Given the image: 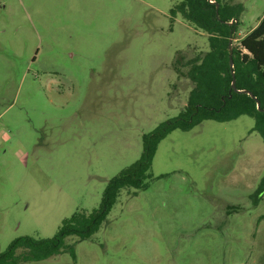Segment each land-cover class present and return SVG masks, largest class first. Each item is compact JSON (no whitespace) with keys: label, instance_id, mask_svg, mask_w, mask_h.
Returning <instances> with one entry per match:
<instances>
[{"label":"rangeland","instance_id":"374dc122","mask_svg":"<svg viewBox=\"0 0 264 264\" xmlns=\"http://www.w3.org/2000/svg\"><path fill=\"white\" fill-rule=\"evenodd\" d=\"M181 0H0V253L53 238L91 214L141 157L143 136L176 118L186 63L208 35L171 14ZM240 7L231 47L264 16ZM255 120L204 121L157 147L146 190L122 191L90 239L27 264H264V142Z\"/></svg>","mask_w":264,"mask_h":264},{"label":"trees","instance_id":"16d2710c","mask_svg":"<svg viewBox=\"0 0 264 264\" xmlns=\"http://www.w3.org/2000/svg\"><path fill=\"white\" fill-rule=\"evenodd\" d=\"M216 3L220 5L218 13ZM240 12V7H227L221 0H181L174 6L172 16H180L207 34L209 41L208 51L186 63L187 78L193 85L187 106L176 118L143 136L141 157L108 182L98 209L91 214L78 212L63 220L53 238L16 239L0 253V264L39 263L65 252L71 253L76 261L74 245H67L66 239L90 240L100 230L122 191L146 190L147 181L152 178L157 147L175 130L190 131L204 121L224 123L249 116L255 120L253 130L264 142V16L256 28L240 41V47H233L231 51L230 42L238 32L231 22L238 20ZM234 79L237 90L247 91L255 98L235 92L232 87Z\"/></svg>","mask_w":264,"mask_h":264},{"label":"water","instance_id":"95a60500","mask_svg":"<svg viewBox=\"0 0 264 264\" xmlns=\"http://www.w3.org/2000/svg\"><path fill=\"white\" fill-rule=\"evenodd\" d=\"M212 3H214V2H212ZM219 7H220V5L218 3H216L217 13L219 12ZM231 42H230V50L232 51ZM233 65H234L233 60H231L230 66H231L232 69H233ZM232 87H233L234 91L237 92V93L248 94V95L252 96L253 98H255L251 93H249L247 91H239V90H237V88H236V80L235 79L233 80ZM258 107H260V103L259 102H258Z\"/></svg>","mask_w":264,"mask_h":264}]
</instances>
